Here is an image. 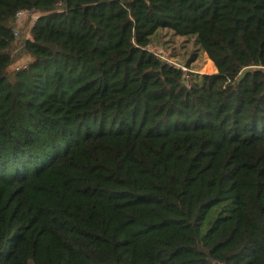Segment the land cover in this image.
<instances>
[{
	"label": "trees",
	"instance_id": "trees-1",
	"mask_svg": "<svg viewBox=\"0 0 264 264\" xmlns=\"http://www.w3.org/2000/svg\"><path fill=\"white\" fill-rule=\"evenodd\" d=\"M0 264H264V0H0Z\"/></svg>",
	"mask_w": 264,
	"mask_h": 264
},
{
	"label": "rangeland",
	"instance_id": "rangeland-1",
	"mask_svg": "<svg viewBox=\"0 0 264 264\" xmlns=\"http://www.w3.org/2000/svg\"><path fill=\"white\" fill-rule=\"evenodd\" d=\"M36 16L34 13H26L19 20L13 21L11 29L14 30V42L8 49L9 54L13 59L10 70H16L25 66L29 57L24 52L23 42L29 38V31L33 25ZM161 58L170 59L179 65L186 63L192 55L196 56L194 62L190 64V69L199 74H211L214 70L212 63L198 52V48L194 43V39L179 37L172 35L170 32L159 31L152 38L150 45L147 48Z\"/></svg>",
	"mask_w": 264,
	"mask_h": 264
},
{
	"label": "built area",
	"instance_id": "built-area-1",
	"mask_svg": "<svg viewBox=\"0 0 264 264\" xmlns=\"http://www.w3.org/2000/svg\"><path fill=\"white\" fill-rule=\"evenodd\" d=\"M26 13L23 12V11H19L17 12L15 15H14V21L16 20H19L21 17H23ZM12 34L15 35V32L14 30H11ZM162 60H164L165 62L173 65L175 67V69H177L178 71L182 72V73H185L187 74L188 73V70L182 66V65H179L177 63H172L170 60L166 59V58H162ZM186 86L189 87L190 86V81L187 79L186 80Z\"/></svg>",
	"mask_w": 264,
	"mask_h": 264
},
{
	"label": "crops",
	"instance_id": "crops-1",
	"mask_svg": "<svg viewBox=\"0 0 264 264\" xmlns=\"http://www.w3.org/2000/svg\"><path fill=\"white\" fill-rule=\"evenodd\" d=\"M211 73H215V69Z\"/></svg>",
	"mask_w": 264,
	"mask_h": 264
}]
</instances>
